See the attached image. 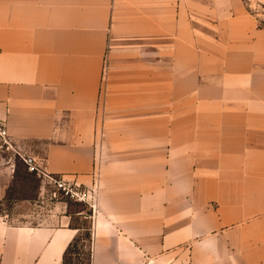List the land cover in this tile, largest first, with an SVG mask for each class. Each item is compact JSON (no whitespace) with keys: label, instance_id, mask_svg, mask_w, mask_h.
I'll list each match as a JSON object with an SVG mask.
<instances>
[{"label":"crops","instance_id":"0c3cea01","mask_svg":"<svg viewBox=\"0 0 264 264\" xmlns=\"http://www.w3.org/2000/svg\"><path fill=\"white\" fill-rule=\"evenodd\" d=\"M0 121V204L5 154L93 189L90 264H264V28L240 0H0ZM32 209L0 212V264H62L67 205Z\"/></svg>","mask_w":264,"mask_h":264},{"label":"rangeland","instance_id":"374dc122","mask_svg":"<svg viewBox=\"0 0 264 264\" xmlns=\"http://www.w3.org/2000/svg\"><path fill=\"white\" fill-rule=\"evenodd\" d=\"M243 6V11L250 14L255 18L257 25L264 28V0H240ZM11 151L1 150L0 152ZM12 152V151H11ZM23 155L5 154V158L10 159L13 163V181L7 192L5 201L0 204V212H7L12 214L13 207L21 201L33 204L32 211L35 213V219L32 221H45L50 215L59 213L61 206L70 205V211L73 212L72 219L77 221V226H88L90 223V217L83 219L82 214L85 211L90 210L85 204L84 210L80 213L75 211L81 210L83 207L73 204V201L67 200V198L60 192H51L52 186L47 183L46 180L38 182L39 178L36 175H30L24 168V163L21 159ZM29 172V171H28ZM55 193V197H53ZM68 203V204H67ZM22 211V210H21ZM23 212V211H22ZM91 212V210H90ZM14 215V214H13ZM17 221V220H16ZM83 232V230H81ZM80 258L84 257L87 249H82L79 252ZM70 264H77L76 257H69ZM79 258V257H78Z\"/></svg>","mask_w":264,"mask_h":264},{"label":"built area","instance_id":"2783aa9c","mask_svg":"<svg viewBox=\"0 0 264 264\" xmlns=\"http://www.w3.org/2000/svg\"><path fill=\"white\" fill-rule=\"evenodd\" d=\"M8 131L3 122L0 121V149L8 150L11 144L8 140ZM23 163L27 166L29 172H34L42 181L46 180L53 188L51 192H60L67 199L85 204L90 210L94 208L93 189L81 188L75 183L64 180L60 176H53L45 172L36 161L29 156H21ZM55 197V193H53Z\"/></svg>","mask_w":264,"mask_h":264},{"label":"trees","instance_id":"16d2710c","mask_svg":"<svg viewBox=\"0 0 264 264\" xmlns=\"http://www.w3.org/2000/svg\"><path fill=\"white\" fill-rule=\"evenodd\" d=\"M24 168L27 171V166L25 164H24ZM27 173L30 175H36L34 172H28L27 171ZM38 178H39L38 182L40 184L41 178L40 177H38ZM67 200L73 201L70 199H67ZM73 202H74L73 204L80 205L83 207L81 210L75 211V213H80L82 210H84L85 207L83 206V204H81L79 202H75V201H73ZM69 206L70 205H67V213H68V215H70L72 217L73 212L70 211ZM88 217H90V210H88V211L84 210V213L82 214V218L85 219ZM69 227L78 229V233L76 234V236L71 240V242L66 247V249L63 253V257H62V264H70L71 258H69V257H74V256L76 257L75 259L77 261V264H90V245H91V226H90V223L88 226L79 227V226H77V221L71 219ZM81 230H83V232H81ZM84 248L87 249L86 254L84 257L80 258V254L82 253V251L81 252H79V251L84 249Z\"/></svg>","mask_w":264,"mask_h":264}]
</instances>
